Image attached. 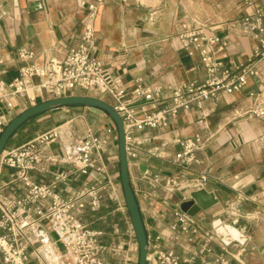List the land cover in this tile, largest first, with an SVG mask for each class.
<instances>
[{
  "label": "built area",
  "instance_id": "obj_1",
  "mask_svg": "<svg viewBox=\"0 0 264 264\" xmlns=\"http://www.w3.org/2000/svg\"><path fill=\"white\" fill-rule=\"evenodd\" d=\"M106 1L81 2L86 15L80 40L63 58L48 57L38 61L35 51L21 47L18 50L22 61L19 73L11 81H5V69L2 67L5 60L0 57V107L5 106V109H0V132L12 118L8 113L14 107V98L34 102L45 97L73 94L99 97L113 105L123 119L132 183L134 177H139L162 186L165 193L172 194L180 192L186 185L192 188L191 193L208 191V173L190 175L192 170L189 169L197 161L196 152L206 146L207 137L201 133L191 137L177 136L175 143L180 148L170 163L181 169L174 174L162 175L152 173L148 165L141 168L144 158L161 157L156 148L147 147L142 133L167 128L181 110L194 105L202 108L204 102L222 94L242 92L249 77L264 78V6L257 5L255 0H242L249 6H255L253 13L244 17L242 28L256 38L257 44L247 61L233 66L223 62L224 55H216L228 46L229 36L217 33L218 26L208 17L185 11L176 20L178 47L189 56H199L205 70L204 79H191L173 86L151 85L146 83L144 76H138L134 79L133 89L128 92L122 75L112 72L93 54V20L99 6ZM130 1L123 0V3ZM4 15L5 12H1L0 19ZM251 95L254 101L244 113L264 118V87L251 92ZM107 117L111 123L96 130L88 127L83 135L72 137L61 154L48 153V148L61 137L62 125L40 131L19 143L14 142L15 138L23 136L24 128L31 125L22 126L13 135L0 156V253L6 264H30V255L41 257L43 251L40 247L50 255L52 241L49 232L56 235L61 251L56 259L45 255V264H110L106 254L117 264L138 263V241L118 179L120 171L114 169L116 164L119 167V154L112 150L117 145V131L113 120ZM59 163L69 164L70 168L52 170L47 182L32 178L31 171H48L50 164ZM5 169L11 170L10 177L23 188L22 194L2 191ZM74 174L83 176L81 186L71 193L61 192L60 184ZM191 193L175 205L168 200L163 201L165 210L172 216L159 231L152 235L147 232V264H181L182 259L175 246L183 240L186 246L201 241V252L212 251L213 231L201 224L197 217L199 213L193 216L180 207ZM106 198L115 204L110 213L119 214L127 225L123 232L116 227L110 241L103 239L105 230L94 228L84 220L88 212L99 211ZM155 215L161 216L159 211ZM117 236L121 241H116ZM29 245H37L34 252L28 253ZM204 264H230V261L224 253H219L213 261L205 260Z\"/></svg>",
  "mask_w": 264,
  "mask_h": 264
},
{
  "label": "crops",
  "instance_id": "obj_2",
  "mask_svg": "<svg viewBox=\"0 0 264 264\" xmlns=\"http://www.w3.org/2000/svg\"><path fill=\"white\" fill-rule=\"evenodd\" d=\"M82 1L92 0H0V13L5 12L0 19V57L5 60L2 65L5 81H11L19 73L22 65L18 57L19 48L35 51L36 59L42 61L48 57L63 58L79 42L86 15ZM255 3L264 6V0H255ZM254 9L255 6H249L242 0H131L128 3L108 0L99 6L93 20V54L112 72L122 75L128 92L133 89L134 79L138 76H144L146 83L151 85L178 86L191 79L201 80L205 77V70L199 56H189L178 47L177 18L185 11L208 17L218 26L217 33L228 35L230 40L228 46L216 55H224L223 62L233 66L247 61L257 44L256 38L242 28L244 17L252 14ZM262 87L264 78L249 77L242 92L222 94L204 102L202 108L194 105L181 110L167 128L142 133L147 147L156 148L161 154L160 158H144V165H148L152 173L162 175L174 174L181 169L170 163L180 148L175 143L177 136L191 137L201 133L208 138L206 146L196 152L197 161L189 169L192 170L190 175L208 173L206 189L215 194L218 202L202 210L197 217L202 225L220 222L230 228L224 237L212 229L211 252H201V241L188 246L184 240L176 244L181 264H204L205 260L213 261L219 253H224L230 264H264V118L244 113L254 101L251 92ZM13 101L9 117L27 102L20 98ZM0 109H5V106ZM207 112L209 114L205 116ZM80 117L82 131L73 130L72 122ZM109 123L110 119L104 114L84 106H69L38 115L33 125L24 128L26 132L19 142L62 125L61 137L48 148V153L61 154L72 137L83 135L88 127L96 130ZM19 137L15 138V143ZM112 150L118 152L117 145ZM65 168H70V165L50 164L48 171L33 170L31 175L37 181L47 182L52 170ZM114 169L120 171L117 164ZM10 172V169L4 170L2 191L22 194L23 188L12 181ZM82 181L83 176L74 174L60 184L59 190L71 193L81 186ZM133 184L148 235L159 231L172 216L165 210L163 201L168 200L175 205L192 191L186 185L180 192L165 193L162 186L139 177L133 178ZM114 206L106 198L99 211L88 212L84 217L90 226L106 231L105 241L114 238L116 227L120 232L127 227L119 214L110 213ZM157 211L160 217L155 215ZM48 234L52 241L51 254L47 255L40 247L43 251L41 257L30 255V264H45V255L56 259L61 251L56 235ZM115 239L120 240L118 236ZM36 246L29 245L28 253L34 252ZM106 258L108 263L117 264L109 254ZM0 264H6L1 253Z\"/></svg>",
  "mask_w": 264,
  "mask_h": 264
},
{
  "label": "water",
  "instance_id": "obj_3",
  "mask_svg": "<svg viewBox=\"0 0 264 264\" xmlns=\"http://www.w3.org/2000/svg\"><path fill=\"white\" fill-rule=\"evenodd\" d=\"M69 106H84L91 111L98 114H105L109 116L117 131V146L119 154V167H120V181L122 185V191L126 207L136 234L138 241V263L147 264L148 255V235L145 227L142 212L134 191V186L130 178L128 168V158L126 152L125 142V130L124 123L121 115L117 112L113 105L107 101L90 95L73 94L60 97H51L39 102H36L24 110L20 111L17 115L13 116L4 128L0 132V156L3 150L11 143L13 135L24 125L34 124L36 117L42 113L49 112L51 110L66 108ZM142 169L146 168V165L141 166ZM218 202L214 193L206 190L193 191L188 200H184L181 203V209L190 215H197L202 210H207ZM204 226L209 229H216L217 234L220 237H224L226 233L222 232L220 228H224L225 231L230 228L228 225L205 223Z\"/></svg>",
  "mask_w": 264,
  "mask_h": 264
},
{
  "label": "rangeland",
  "instance_id": "obj_4",
  "mask_svg": "<svg viewBox=\"0 0 264 264\" xmlns=\"http://www.w3.org/2000/svg\"><path fill=\"white\" fill-rule=\"evenodd\" d=\"M78 93H81L80 91L78 92ZM83 93V92H82ZM47 98H50V97H45V99H47ZM42 99H37L36 101H34V102H29V101H27V102H24L22 105H21V107L19 108V110L18 111H22V110H24L25 108H27V107H29L30 105H32V104H34V103H36V102H39V101H41ZM18 111H15V113H14V115L13 116H15L16 115V113H19ZM12 115L10 116V117H13ZM81 122H82V120H81V117L80 118H77L75 121H73L72 122V129L73 130H80V131H82V127H83V125L81 124ZM78 123V124H77ZM23 137L21 136V137H19V138H17V140H16V142L18 143L19 141H20V139H22ZM137 256H135V258H136Z\"/></svg>",
  "mask_w": 264,
  "mask_h": 264
},
{
  "label": "bare ground",
  "instance_id": "obj_5",
  "mask_svg": "<svg viewBox=\"0 0 264 264\" xmlns=\"http://www.w3.org/2000/svg\"><path fill=\"white\" fill-rule=\"evenodd\" d=\"M220 230H221L222 232L226 233V234L228 233L227 230L225 231L224 228H220ZM227 239H228V238H227Z\"/></svg>",
  "mask_w": 264,
  "mask_h": 264
}]
</instances>
